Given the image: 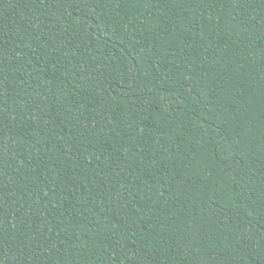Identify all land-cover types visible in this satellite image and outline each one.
<instances>
[{
  "label": "trees",
  "instance_id": "1",
  "mask_svg": "<svg viewBox=\"0 0 264 264\" xmlns=\"http://www.w3.org/2000/svg\"><path fill=\"white\" fill-rule=\"evenodd\" d=\"M0 264H264V0H0Z\"/></svg>",
  "mask_w": 264,
  "mask_h": 264
}]
</instances>
